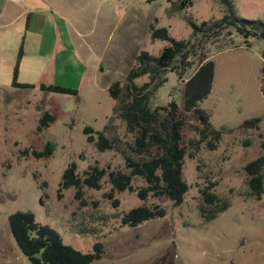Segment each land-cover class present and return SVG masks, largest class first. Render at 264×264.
Here are the masks:
<instances>
[{
    "label": "rangeland",
    "instance_id": "374dc122",
    "mask_svg": "<svg viewBox=\"0 0 264 264\" xmlns=\"http://www.w3.org/2000/svg\"><path fill=\"white\" fill-rule=\"evenodd\" d=\"M56 10L49 12L36 29L18 33L17 20L2 29L0 43V264H31L19 250L8 225L15 210H30L42 224L61 235L64 243L80 251L92 250L96 240L104 253L90 264H264V191L256 197L246 183L244 165L264 154V117L256 127H243L244 120L264 115L260 74L264 42L244 39L232 27L214 34H194L190 21L211 24L227 13L219 0H45ZM235 15L264 22V0H231ZM52 11V10H51ZM57 11V13H56ZM18 7L8 11L18 15ZM46 15V14H45ZM151 26L166 27L170 38L190 42L198 55L214 61L209 94L199 102L209 113L211 127L220 130L216 149L202 146L186 156L183 177L187 192L179 205L165 195L138 197L146 186L138 176L132 190L115 191L119 206L105 197L111 185L105 175L100 189L84 186L81 199L74 187L57 189L71 161L79 175L90 165L123 170L127 142L134 134L114 113L116 104L108 93L114 81H124L136 67L137 55L145 50L157 56L169 40L153 39ZM192 46V47H191ZM16 80L34 87L12 86ZM196 64L179 77L167 70L165 82L152 96V105L175 100L182 104L184 81ZM148 81L144 75L137 85ZM58 84L77 94L48 92L39 85ZM55 114L50 125L38 131L41 113ZM120 141L116 149L99 152L86 140L85 126L103 130ZM55 144L51 156L22 155L25 148L40 150ZM155 148H152L154 150ZM264 176V167L262 170ZM211 180L214 192L229 201L228 207L206 219L198 210L199 188ZM158 203L160 217L134 226L123 224V212L142 204Z\"/></svg>",
    "mask_w": 264,
    "mask_h": 264
},
{
    "label": "trees",
    "instance_id": "16d2710c",
    "mask_svg": "<svg viewBox=\"0 0 264 264\" xmlns=\"http://www.w3.org/2000/svg\"><path fill=\"white\" fill-rule=\"evenodd\" d=\"M219 1L227 7V13L211 24L203 21L198 26L190 21L195 35L200 33L201 36H207L232 27L244 39L253 37L264 42V22L238 17L232 10L231 0ZM187 3H190V0H182L179 7ZM151 37L169 40V44L165 45L157 56H152L145 50L141 51L136 57V67L128 72L124 81H114L108 87L109 95L116 101L114 113L124 122L126 131L134 134V139L126 143L129 151L120 150L127 171H107L94 164L79 175L75 161H71L62 173L57 189L59 197L63 189L74 187V198L81 199L84 186L100 189V181L106 175L111 188L105 197L110 199L112 207L116 208L120 201L118 198H112L113 193L132 190V180L138 176L146 183V186L137 191L139 198L146 200L150 195L157 197L163 193L174 205H179L188 189L183 177L185 157L193 156L202 146L208 149L218 147L222 132L211 127L209 113L199 105L211 91L214 61L198 55L195 48L189 47V41L170 38L166 27L151 26ZM261 56L263 63L260 89L264 94V49ZM194 64L196 68L183 83L182 104L171 100L166 105L154 107L152 96L166 80L161 77L162 73L171 70L181 77L183 72ZM17 69L15 66L12 86L34 87L30 83L17 82ZM144 75L148 76V81L137 85L135 80ZM39 87L48 92L77 94L76 89L58 84L41 83ZM262 117L264 115L246 119L241 125L256 127ZM54 119V113L43 111L36 129L41 131L47 128ZM107 129L108 124L100 131H94L91 126L83 128V133L87 134L86 140L93 143L99 152L116 149L120 142L118 138L108 136ZM54 148V143L47 142L40 150L25 148L20 154L32 155L35 158L48 157L52 155ZM263 167L264 154L247 162L243 167L249 191L256 197H260L264 191ZM215 185L216 182L208 180L207 184L198 190V210L206 219L215 217L229 205L227 199L214 192ZM164 214L165 209L158 203L142 204L123 212L121 221L123 224L134 226ZM8 225L19 250L31 264H90L101 258L104 253L103 244L99 240L93 243L92 250L85 252L64 243L58 231L48 224L38 222L30 210L12 211L8 215Z\"/></svg>",
    "mask_w": 264,
    "mask_h": 264
},
{
    "label": "crops",
    "instance_id": "0c3cea01",
    "mask_svg": "<svg viewBox=\"0 0 264 264\" xmlns=\"http://www.w3.org/2000/svg\"><path fill=\"white\" fill-rule=\"evenodd\" d=\"M13 6L18 7V15L9 17L8 11L12 9ZM55 10L56 8L53 9L45 0H0V43H2L4 38L2 29L9 28L14 25L17 20H21V22L15 26V30L18 33L23 32V30L25 32L29 28L36 29L40 26L39 22L42 21V19L45 20L49 12L52 13Z\"/></svg>",
    "mask_w": 264,
    "mask_h": 264
}]
</instances>
